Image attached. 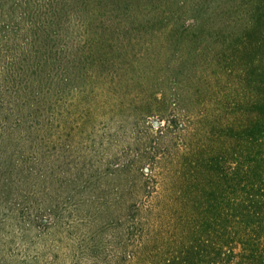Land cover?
<instances>
[{"label": "trees", "instance_id": "16d2710c", "mask_svg": "<svg viewBox=\"0 0 264 264\" xmlns=\"http://www.w3.org/2000/svg\"><path fill=\"white\" fill-rule=\"evenodd\" d=\"M182 4L0 0V192L26 201L25 208L12 201L17 222L45 226V213L50 225H60L68 216L46 206L55 187L75 186L73 198L89 181L92 170L76 159L77 144L53 130L69 124L70 108L98 93L126 102L123 96L135 92L142 116L156 114L159 129L135 130L140 143L108 169L112 177L137 174L140 204L115 210L131 261L264 264V0H231L210 39L192 44L185 35L202 32V21L178 24ZM162 34L177 49L158 56L154 48L163 42L155 46L148 35ZM204 52L216 61L212 87L204 74L197 78L201 93L209 88L199 101L210 102L209 111L184 112L176 68L192 67ZM135 79L143 81L136 86ZM33 188H43L42 203ZM80 252L72 264H103L95 246Z\"/></svg>", "mask_w": 264, "mask_h": 264}, {"label": "rangeland", "instance_id": "374dc122", "mask_svg": "<svg viewBox=\"0 0 264 264\" xmlns=\"http://www.w3.org/2000/svg\"><path fill=\"white\" fill-rule=\"evenodd\" d=\"M180 1L183 4L178 24H186L193 19L202 21V32L194 29L185 35V40L192 44L195 40L199 42L202 39H210L212 26L220 20V12L224 11L231 0ZM148 38H152L155 46L163 42L162 48H154L158 56H162L164 50L169 52L177 49L176 42L166 34L160 37L148 35ZM215 65L216 61L209 59L207 52H204L201 57H194L192 67L181 64L176 68V78L181 81L177 91L182 95L178 103L184 112L196 114L209 111L207 107L210 106V102L204 103L203 107L199 102L202 98L204 101L208 99L206 95L210 93L209 88L204 87L201 93L197 78L201 73L204 74L212 87L214 77L211 75V69H214ZM157 69L159 65L154 72ZM130 76L135 78L133 74H128L125 78ZM141 81L143 80L135 79V82L133 80L136 86H139ZM135 94L133 92L130 96L124 95L126 102H116V97L103 96V93H98L95 99L90 95L91 98L81 107L77 106L75 111L74 108H70V113L66 117L69 124L63 129H53L59 135L63 130L69 134L64 142L76 143L78 148L76 159L86 161L88 168L92 170L87 176L89 181L79 185L80 189L77 190V195L73 194V198H70L69 191L75 186L55 187L51 204L46 206L57 208L68 216L63 217L60 225H50L53 219L45 213H41L45 215L41 218L47 225L43 226L40 220H37L35 227L22 225L15 220L16 213L10 209L12 201L19 202L20 208L27 207L26 201L19 199L14 191L6 195L0 192V264H72L76 257L81 255V247L85 249L86 246L96 247L103 264L105 261L106 264H135L130 259L131 251L126 247L128 245L125 241V228L116 224L118 217L115 216V210L120 208L123 210L130 204H140L141 194H136L134 187L137 174L133 172L135 170H131L128 172L130 177L125 179V176L112 177L108 173V169L118 162L116 159L120 157L121 151L124 150L122 155L129 153V150H133L134 146L140 143L141 140H136L140 136L133 134L135 130H147L153 135L154 131L159 129L156 127V114L142 116L141 102L138 99L134 100ZM128 101H132V104H127ZM58 118L54 117L55 121ZM165 143H168L167 139ZM172 145L173 142H170L169 146ZM143 164H138V167H142ZM144 165L147 166V163ZM155 179L157 177H154ZM42 190L43 188L31 190L32 197L38 204L44 200ZM119 192H125L120 199L117 196ZM118 248H121V253ZM80 261H85V258H81Z\"/></svg>", "mask_w": 264, "mask_h": 264}]
</instances>
